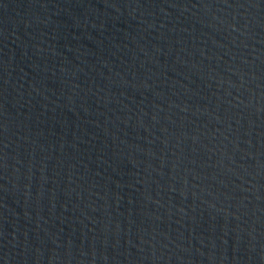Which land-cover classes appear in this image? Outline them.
I'll return each instance as SVG.
<instances>
[{
    "label": "water",
    "instance_id": "obj_1",
    "mask_svg": "<svg viewBox=\"0 0 264 264\" xmlns=\"http://www.w3.org/2000/svg\"><path fill=\"white\" fill-rule=\"evenodd\" d=\"M0 264H264V0H0Z\"/></svg>",
    "mask_w": 264,
    "mask_h": 264
}]
</instances>
